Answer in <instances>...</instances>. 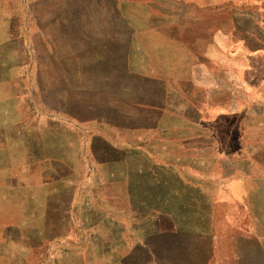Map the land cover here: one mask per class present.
<instances>
[{
    "label": "rangeland",
    "instance_id": "rangeland-1",
    "mask_svg": "<svg viewBox=\"0 0 264 264\" xmlns=\"http://www.w3.org/2000/svg\"><path fill=\"white\" fill-rule=\"evenodd\" d=\"M0 264H264V0H0Z\"/></svg>",
    "mask_w": 264,
    "mask_h": 264
},
{
    "label": "trees",
    "instance_id": "trees-1",
    "mask_svg": "<svg viewBox=\"0 0 264 264\" xmlns=\"http://www.w3.org/2000/svg\"><path fill=\"white\" fill-rule=\"evenodd\" d=\"M134 105L140 106V107H143V108H148L149 110H151V109L155 110V111L158 112V114H159V112L167 113V111H165L166 107L162 103H156V102H152V101H139V102L135 101Z\"/></svg>",
    "mask_w": 264,
    "mask_h": 264
},
{
    "label": "crops",
    "instance_id": "crops-1",
    "mask_svg": "<svg viewBox=\"0 0 264 264\" xmlns=\"http://www.w3.org/2000/svg\"><path fill=\"white\" fill-rule=\"evenodd\" d=\"M206 77H208V76L206 75L205 72L204 73L203 72H197V73H195V77L194 78H197V80L201 81V80H206ZM212 80L213 81L210 82L211 86L209 88H211L212 86H214V87L216 86L215 76L213 77Z\"/></svg>",
    "mask_w": 264,
    "mask_h": 264
}]
</instances>
